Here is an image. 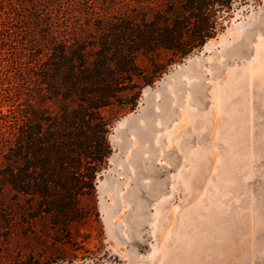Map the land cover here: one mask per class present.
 <instances>
[{
    "label": "trees",
    "instance_id": "obj_1",
    "mask_svg": "<svg viewBox=\"0 0 264 264\" xmlns=\"http://www.w3.org/2000/svg\"><path fill=\"white\" fill-rule=\"evenodd\" d=\"M244 1L1 0L0 264H40L44 248L66 261L90 239L115 120Z\"/></svg>",
    "mask_w": 264,
    "mask_h": 264
},
{
    "label": "rangeland",
    "instance_id": "obj_2",
    "mask_svg": "<svg viewBox=\"0 0 264 264\" xmlns=\"http://www.w3.org/2000/svg\"><path fill=\"white\" fill-rule=\"evenodd\" d=\"M1 33L0 89L12 51ZM110 142L99 225L82 227L91 237L68 260L44 248L40 264H264V0L237 4L146 86Z\"/></svg>",
    "mask_w": 264,
    "mask_h": 264
},
{
    "label": "bare ground",
    "instance_id": "obj_3",
    "mask_svg": "<svg viewBox=\"0 0 264 264\" xmlns=\"http://www.w3.org/2000/svg\"><path fill=\"white\" fill-rule=\"evenodd\" d=\"M140 121H141V119H140ZM141 127V126H140ZM143 158V157H142Z\"/></svg>",
    "mask_w": 264,
    "mask_h": 264
}]
</instances>
